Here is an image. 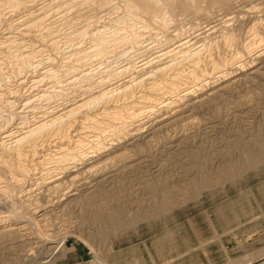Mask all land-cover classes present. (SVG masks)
I'll list each match as a JSON object with an SVG mask.
<instances>
[{
  "label": "bare ground",
  "instance_id": "6f19581e",
  "mask_svg": "<svg viewBox=\"0 0 264 264\" xmlns=\"http://www.w3.org/2000/svg\"><path fill=\"white\" fill-rule=\"evenodd\" d=\"M253 1L256 0H0V26L4 27V29L2 28L4 33L0 36V48L5 52V54L2 53L3 55L0 56V58H8V61L9 59L10 61H24L30 70V73L24 74L23 78L19 79L16 84L14 83L15 86H2L5 90H11L9 93H12L14 96H17L16 94L20 92V86L22 84L24 85V82L29 80L32 85L36 86L37 83H39V85L42 84L46 86L44 78L47 79L52 73L56 72L50 69L52 67H41L42 65H40V61H38L40 58L36 60L37 55L36 58H34L33 54V52H38V47L33 45V47L35 46L37 49L35 48L36 50L29 51L32 46L30 45L28 50L26 49L27 44H30L32 41L36 43L44 41L54 50L58 43V32L63 28V24L59 21L66 17L71 21V25L73 26L71 30L73 38L79 39L88 36L87 39H89L88 46H83L81 49L77 47V49H80L78 51L81 53L77 55L74 60H78L79 63L69 62L71 63V69L65 67L67 69L63 68L64 70L62 69L60 71V76L57 75L58 77L67 75L62 79V81L65 82L64 85H71L74 80H81L83 82V87L80 97L73 98L67 103L58 104L60 105L58 108L54 106L50 111L44 110L38 115H33L27 123L25 122L26 124L23 125V127L20 125L10 127L5 121L3 124H0V167L6 166L7 170L11 172L14 171L9 177L11 179H7L5 175V180L0 181V192L7 193L8 196H10L13 204L10 207L14 210H8V212H6L7 209L5 212L0 210V240L9 239L8 242H10V239L17 238V240L19 239L18 241L24 242V244L22 243L24 247L28 245L25 250L21 248L23 246L19 247L24 251L22 253H20L21 249H17L20 255H15L20 264H52L56 258L61 255L63 256L64 253L62 238L57 239L58 237H55L52 233H38L34 231L38 219H35L31 214L43 209L44 205L38 200L39 197H31L33 195L31 193L33 186L40 189V192H43L45 195L50 192L57 194L56 192H58V190L64 189V193H68L66 196L77 195L80 191L89 189V187H87L88 185H90V187L93 186L90 190H87V192L83 191V196H87L101 191L100 186H102L103 183L107 184V182H110L108 181V177L111 176L110 179H113L119 172L127 168L129 169V167L134 166L136 169L137 167H143L149 170L151 166L154 167V163L149 159V153L143 154V151H147L146 146L150 144V141L152 142L157 132L163 131L165 132L164 134H166V141H164V143L167 142L168 144H164L163 147L165 149L161 150L162 152L169 150V148L171 149L169 150L170 152L168 151L169 153L177 151L186 137H181L182 133L178 132L176 129L175 131L172 129V132L174 131L172 135L168 134L169 128L173 124H178L185 120L193 112L204 107L205 103H209L213 101L214 98H218L219 95H222V92L226 90L231 91V89L239 85H245V83L253 77L263 75L264 35L256 37V34H254L252 36L250 35L251 37L249 38H247V36V40L239 48L231 49L228 53L223 51L224 53L222 55L218 53V49V52L215 51V47L218 46L209 43L216 42L215 39L217 37L218 39L220 37V40L223 41L224 44L231 40L234 30L230 27V24L232 23V18L236 16L231 13L238 12L241 8H243L244 13L245 11L249 12L260 4L256 2L252 3ZM241 2L243 4H241ZM261 3H264V0H261ZM262 5L260 4V6ZM260 6H258L259 9ZM189 7H194L195 11L202 13V21L199 19L201 22L192 23V21L187 18V20H183L182 22L180 21L181 19H179V21L175 23L174 21L176 19L173 17L172 13L179 9L186 10ZM236 7H238L237 10L234 9ZM256 8L255 10L258 11L259 9ZM229 10L231 11L225 12ZM99 12L102 13V15L96 17ZM102 16L110 21L111 24L109 25L113 28L112 30L106 28L107 31L103 26V29L99 28L102 24L94 25L96 22L95 20ZM254 19H256V17ZM100 20L104 22L103 19ZM120 23H122V25ZM178 23L179 26H177ZM255 24V20L251 25L249 24L251 30H254ZM168 28L171 29L167 30ZM66 38H68V36ZM82 44L83 43H81V45ZM123 44V48L116 50L115 47L118 45L122 46ZM72 46H74L73 49H75V44ZM42 48L43 47H41V49ZM132 48L133 50L134 48L139 49L142 55L150 50H152V52L150 55L143 57L142 60L140 59L141 62L139 64L136 63L137 65L113 66L114 68L109 66L102 70L99 67L100 70L97 71V73H99L97 77L94 76L95 73L91 69L92 67L89 69L86 65L84 66L85 60L83 58L86 56H90L89 59L92 56L102 58L111 52L113 56L116 55L120 58L124 56L125 58V54ZM227 49L229 48L227 47ZM51 53L52 55H56L57 51L54 50ZM69 56H72V54L68 55V57ZM113 56H110V58ZM45 58L46 60L48 59L46 56ZM177 58L178 61H175ZM182 60H185L183 62L185 66L182 67L183 65H181V67H177ZM102 61L103 60H101V62ZM13 63V65L16 66L15 62ZM19 67L22 68L21 66ZM13 68H11V71ZM177 69L179 70L176 71ZM14 71L16 70L14 69ZM123 73H126V75L123 79H119L121 78L119 77L120 74L124 75ZM234 76H238V78L230 80V78ZM58 77L55 78L58 79ZM6 78L8 77H5V79ZM5 79L4 82L6 83ZM60 81L61 80L58 82ZM76 82L77 81H75V83ZM53 83H55V80ZM45 86L42 89L38 88L41 90V94H38L39 98H49V96H47L48 92H57L54 88H51L53 84ZM63 89L62 87L60 88L61 91ZM74 89L75 88H73V90ZM65 90L66 89H64V91ZM135 90L139 91L136 92ZM155 90H162V92L158 91L161 93L160 96L158 95L159 97L153 94ZM202 90H207V92L200 93ZM20 93L18 97H20ZM169 93H174L176 97L169 99V97H166V94L169 96ZM53 94L51 95L53 96ZM33 95L22 97V101H24L22 102V107L23 105L29 106L30 103H32L34 99L32 98L34 97ZM111 96H114L117 102L121 101L119 105L117 103L116 106L113 104V114L108 113L106 105L101 106L103 103L108 102ZM114 97L112 98L114 99ZM164 97L166 98L162 99ZM14 99H16V97ZM43 99L47 100L45 98ZM44 102L48 103L47 101ZM99 103L101 104L100 108H97L96 106H98ZM206 106L209 107L208 104ZM93 107L94 109L92 110L91 108ZM229 107L231 106L229 105ZM24 110L22 111L24 112ZM142 112L147 113H145L146 116H144L145 120L143 121L141 120L142 118H137V115ZM107 113L110 114L113 121H116L113 123L110 122L112 124L106 123L105 126H101L100 123H102V120H104L103 117ZM76 122L84 124L80 127L81 129L84 128V131H86L88 127L96 130V132H93L94 137L92 139L87 138L88 135L86 132L84 134L83 131H77L78 133L71 135V131L76 129ZM204 123L206 125L204 129L210 128L209 130L205 129L206 132H204L207 133L206 135H208V131L210 130L213 132V127L215 128L216 124H211L210 119L205 120ZM199 124L201 123L199 122ZM60 133H62L61 136L64 137V139L68 140L69 144H67L66 147H62L63 151H59L58 148L54 150L57 152L53 151L52 153L51 151L52 155H48L46 152L44 153L42 147H44L43 145H45L46 139L43 138L47 137L46 135L49 134L54 135ZM82 134H84V136H82ZM57 138L58 137H56V139ZM255 138V144L254 142L252 145L248 143L246 147H244L246 143L241 142V139H238L239 141L237 140L236 146L238 149L245 148L243 149L245 151L241 152H246V157L238 164L229 165L226 161H223L220 165L221 174L219 175L221 178L232 177L235 175L237 169L245 170L246 168L255 166L257 161L264 160V142L258 136ZM38 151L41 152L39 155H37V153H39ZM140 152H142V154H140ZM55 154L57 155L54 156ZM45 155L48 157L45 158ZM30 156L31 159H29V162L31 161V163L27 164L25 160ZM37 159H42V161H37ZM48 159H53L55 162L59 163L61 161V163H58L59 166H52V168L51 166L42 167L41 165L46 163L43 161ZM35 164H37V166L39 165V167L41 166V168L38 169ZM204 167H198L201 169L198 171L196 181H194L197 182L195 185H197L199 189L211 183L209 177L211 173L209 170L205 172ZM3 168L4 167H2V169ZM141 169L142 168H140V170ZM128 171L129 170H127V172ZM219 175L216 174V178L219 177ZM187 180L190 179L186 178V181ZM78 182L80 183L77 184ZM194 182H192V184ZM152 186L150 188L151 200H149L153 202V210L155 212L165 210L170 203L178 200L176 196L180 189L177 188L176 182H174L173 185L164 184L160 187L155 185L156 188ZM71 200L75 199H69L66 201V204ZM37 207L41 208L36 210ZM116 212L120 211L108 212L103 217L98 216V218H102V220H100L103 225H115L117 228L121 224L119 221L120 219L116 216ZM119 214L120 213H118V215ZM38 215L44 216L45 214L40 213ZM123 218L125 219V217ZM41 220H43V218ZM25 221L26 223H22ZM130 221L131 220H129V222ZM35 223V228H33ZM49 243L51 244L48 245ZM8 244L11 245L10 243ZM18 246H20V244ZM262 254H264V248L256 249L247 256L252 259ZM98 261L101 262L103 260L99 258ZM103 264L105 263L103 262Z\"/></svg>",
  "mask_w": 264,
  "mask_h": 264
},
{
  "label": "rangeland",
  "instance_id": "374dc122",
  "mask_svg": "<svg viewBox=\"0 0 264 264\" xmlns=\"http://www.w3.org/2000/svg\"><path fill=\"white\" fill-rule=\"evenodd\" d=\"M259 1L256 0L252 2L260 3L261 5L263 4L262 6H260V4L256 6L258 9V6H260V9L258 11L255 10V7L254 9H252L253 11H245L244 13L243 8H241L238 10V12L231 13L236 15L235 18H232L234 21L231 20L232 23L230 24V27L234 30L233 38L227 42L228 44H224L223 41L220 40V37L219 39L218 37L215 39V44L214 42H209L214 46H220L219 48L215 47L216 52L219 51L218 53L221 55L224 52L228 53L229 50L231 51V49L239 48L247 40V38L251 37L252 35L256 34V37L264 35V33H262L264 32L262 31L264 30V3H261V0ZM241 4L243 3L241 2ZM238 7L234 9L237 10ZM189 8L186 10L179 9L173 12L172 15L176 19L174 22H178L179 19H181L180 21L182 22L183 20H187V18L188 20H191L192 23L201 22L203 17L201 16L202 13H198L197 11H195L194 7ZM231 10L225 12H230ZM190 12L192 13V15ZM100 15H102V13L99 12L96 17ZM255 17L256 19H254ZM98 19L101 23L98 21ZM100 19H103L104 22ZM254 20L256 21L255 27H257H254V30H251L250 25ZM95 21V26L102 24L101 26H99V28L101 29H113L112 27H110L109 24L111 23L106 17H98ZM59 22L63 24V28H61V30H59L58 32V43L56 48L54 49L59 54L56 53V55H52L51 52H53L54 50H52L51 46L47 45V43H45L44 41H41L42 44L41 42L36 43L32 41L26 46V49L28 50L29 46H32L30 47L29 51H34L38 47V52H33L34 58H36V55V60L40 58L38 61H40V65H42L41 67H52L50 69H52V71H56L54 72L55 74L52 73V75L47 77V79H44L46 81V86L53 84L51 88H54L57 92H53L54 94L52 92H48L47 96H49V98H39L38 94H41V90L39 89L44 88L45 85H39V83H37V85L35 86L32 85V83H30V81L28 80L24 82V85L22 84L20 86V97H18L19 93L16 94L17 96H14L12 93L11 95L9 93L11 90H5V88L2 86H15L16 82L19 79L23 78L24 74L26 75V73H30V70L26 65V62L24 61H10V59L8 61V58H0V61H3L0 62V124H3L5 121V123L8 126L10 125V127L19 125L23 127V125H25L27 121L33 117V115H38L41 113V111L44 110L50 111L54 106L58 108L60 107V105L58 104L67 103L73 98L80 97L82 93L81 89L83 87V82L81 80H74L71 85H64L65 82L62 81V79L67 75H63L61 77L58 76H60V71L63 68H70L71 63L69 62L79 63L78 60L75 61L74 59L81 53L78 50L83 48V46H88L89 39H87L88 36H85L84 38L82 37L83 39L79 38L80 40L78 38H73L71 33L73 26L71 25V21H69L67 17L63 20H60ZM120 24L122 25V23ZM177 26H179V23L177 24ZM2 28L4 29V27L0 26V36L4 33V30ZM169 29L171 28H168L167 30ZM258 33L261 34L259 35ZM66 35L68 36V38H66ZM81 43L83 44L81 45ZM73 44H75V49H73ZM33 45L37 47H33ZM40 46L43 48L41 49ZM77 47H79L80 49H77ZM123 47L124 44L122 46L118 45L115 48L116 50H119ZM227 47L229 49H227ZM45 48H51V51ZM132 50L133 48L128 50V52L125 54V58L124 56L123 58H120L116 55H114V57L111 52L102 58L98 56V58L92 56L89 59L90 56H86V59L83 58L85 60L84 66L86 65V67H88L89 69L92 67L91 69L95 73L94 76L97 77L99 74L97 73V71L100 70L99 67L102 70L109 66H112L111 68H114L121 67L122 65L127 66L129 64L137 65L136 63L139 64L143 57L150 55L152 52V50H150L142 55L139 49L134 48V50ZM137 51L140 53V55ZM0 53V56L5 54V52L1 48ZM70 54H72L73 57H68V55ZM45 56L48 58L47 60ZM110 56H113L111 57L112 59L110 58ZM67 58L68 60H71L68 61ZM108 59L113 61L111 62ZM138 59L141 60L139 61ZM50 60L53 61L51 62ZM101 60L105 61L101 62ZM49 61L51 64L49 63ZM175 61H178V58ZM184 61L182 60V62H180V64H178L179 66L177 65V67H181V65L184 64ZM13 62H15L16 66L13 65ZM19 66H21L22 68H20ZM184 66L185 65H183L182 67ZM10 67H14L12 71ZM94 68L96 69V72ZM14 69L16 71H14ZM178 70L179 69H177L176 71ZM123 74L124 75L120 74L119 77L121 78L119 79L124 78L126 73ZM5 77L8 78L5 79ZM55 77H58V79H56ZM51 78L54 79L55 83L57 84L53 83L54 80H52ZM236 78H238V76H234L230 78V80H235ZM4 79L6 83L4 82ZM59 80L61 81L58 82ZM75 81L77 82L75 83ZM58 83L61 84L59 85ZM28 85L31 86L34 90ZM241 86L239 85L231 89V91L226 90L225 92H222V95H219L220 98H214L213 101L205 103L204 107L200 108L196 112H193L190 116H188V118L179 122L178 124H173L171 126L172 128H169L168 134L172 135L176 129L178 132L182 133L181 137H186L184 139V142L181 143V147H179L177 151L169 153V150H171L169 148V150H165L162 152L161 150L165 149L163 147L164 144H168L167 142L164 143V141H166V134H164L165 132L163 131L157 132L152 142L150 141V144L146 146L147 151H143V154H146L147 152L149 153L150 156L148 157L154 163V167L151 166L149 170L143 167H137V169L134 166L129 167V169L127 168L119 172L118 175L113 179H110L111 176L108 177L109 180H107L110 182H107V184L103 183L102 186H100L101 191H99L98 193L89 194L87 196H83L84 192H87V190H90L93 186L90 187V185H88L87 187H89V189H87L86 191L83 190L84 192L80 191L77 195L71 196H66L68 195V193H64V189L58 190V192H56L58 195L52 192L45 195L43 192H40V189L33 186L31 192L33 195L31 197H39L38 200L42 205H44L43 209L39 210L41 207H37L36 210L39 211L31 214V216L35 217V219H38V221H36L37 225L36 223L34 224L33 228H35L36 225L34 231L38 233H52L53 235H55V237H58L57 239L62 238L64 246L63 256L61 255L56 258L52 264H103V262L105 264H234L235 262V264H264V254L252 259L251 257L249 258L247 256L249 255V253L256 249L264 248V160L257 161L255 166L246 168L245 170L236 168V173L232 177L221 178V176L219 175L221 174L220 165L223 161H226L229 165H232L238 164L245 159L247 153L241 151H245L243 149H245L244 147H246L248 143L252 145L254 142L255 144V137L258 136L264 142V73L262 76L260 75L257 77H253L251 80H248L245 85L243 84ZM59 87H62L66 90L64 91L63 89L61 91ZM72 87L75 89L73 90ZM135 91L138 92L139 90ZM158 91L162 92V90H155L153 94H156V96H160L161 93H159ZM204 92H207V90H202V92L200 93ZM51 94H53V96ZM26 95H33L34 97L32 98H34L35 100L33 99L32 103H30L29 106L23 105L22 107V102H24L22 101V97ZM168 95L169 96H167L166 94V97H169V99H173L176 97L174 93H169ZM15 97L16 99H14ZM112 97L114 96H111L108 102L103 103L102 105L99 103L96 107L100 108V105H106L108 108V113L113 114L112 107L114 105L116 106V103L119 105L121 101L117 102L115 97L114 99ZM166 97L162 99H165ZM43 98L47 100H44ZM43 100L47 101L48 103L44 102ZM207 104L209 105V107L206 106ZM229 105L231 107H229ZM227 107L230 109H228ZM91 109L93 110L94 107ZM22 110H24V112ZM108 113L105 114V118L103 117L104 120H102V123H100L101 126H105L106 123L112 124L114 121H116H113L110 114ZM142 113H139L137 115V118H142L141 120L143 121L145 120L144 116H146L147 113ZM209 119L211 120V124L216 125L215 128L213 127V132L212 130H210L208 131V135H206L207 133H205V129L209 130L210 128L204 129V127L206 126L204 122L205 120ZM199 122L201 124H199ZM75 125L76 129L71 131V135H74L79 131H83L84 134L86 132V134L88 135L87 138L92 139L94 137L93 132H96V130L88 127L86 128V131H84V128H80L84 124L76 122ZM172 129L174 130L173 132ZM62 133L54 135L49 134L50 136L46 135L47 137L43 136V139H46V141L44 143L45 145H43L44 147H42V151L44 153L46 152V154L48 155H52L53 151L55 149L57 150V148L59 151H63L62 147H66L69 143L67 139H64V137L61 136ZM84 134H82V136H84ZM56 137L58 138L56 139ZM238 139H241V142L246 143L242 149H238V147L236 146V142ZM38 152L39 153H37V155L41 153L40 151ZM140 154H142V152H140ZM56 155L57 154H55L54 156ZM46 157L48 156L45 155V158ZM38 160L42 161V159H37V161ZM48 160H50L47 161L48 163L53 161L54 166H59V164L61 163V161L59 163L55 162L53 159ZM43 162H45V160ZM29 163L31 162H27V164ZM199 166H205V172L209 170V172L211 173L209 174L211 183L207 185L209 187L204 186L205 188L201 187L199 189V187L195 185L197 182L194 181H196L198 171H200L201 169L198 168ZM2 167H4L3 169H5L6 171L3 170ZM2 167H0V181L5 180V175L7 179H11L9 177L12 173H14V171L11 172L7 170L6 166ZM37 168L40 169L41 166L39 167L38 165ZM140 168L142 169L140 170ZM208 168H210L211 170ZM127 170L129 171L127 172ZM8 174L9 176L7 177ZM216 174L219 175V177L216 178ZM186 178L190 180L186 181ZM174 182H176L177 188L180 189L178 190L179 193L176 196V199L178 200L170 203V205L166 207L165 210L155 212L153 210V202L150 201V188L152 186V183V187L156 188V186L160 187L164 184L173 185ZM192 182L194 183L192 184ZM79 183L80 182H78L77 184ZM71 198H74L75 200H71L68 204H66V201ZM12 205L13 204L11 202L10 196H8L7 193L0 192V210H2L3 212H5L6 209V212H8V210L14 211L10 207ZM117 210L120 211L116 212V216L120 219L119 221L121 224L117 228L115 225H103L101 221L102 218H100L101 220L98 218V216L103 217L108 212H115ZM40 213H43L45 215H38ZM118 213L120 214L118 215ZM123 217H125L126 220ZM42 218L43 220H41ZM129 220L131 221L129 222ZM22 223H26V221ZM10 240L12 242H8L9 239L0 240V264H20V262L17 261L15 254L19 256L20 253L24 252L22 249L25 250L27 249L26 246L28 247V245H25L24 247L22 245V243L24 244V242L18 241L19 239L17 240V238H13ZM7 242L13 246L9 245ZM19 244L20 246H18ZM50 244L51 243H49L48 245ZM19 247H21L22 249ZM17 249H21L20 253ZM99 258L103 261H98Z\"/></svg>",
  "mask_w": 264,
  "mask_h": 264
},
{
  "label": "built area",
  "instance_id": "2783aa9c",
  "mask_svg": "<svg viewBox=\"0 0 264 264\" xmlns=\"http://www.w3.org/2000/svg\"><path fill=\"white\" fill-rule=\"evenodd\" d=\"M41 158H42V157H41ZM29 159H31V156L28 157V159L25 160V161H26V162H29ZM47 161H50V160H45L46 163H44V164L41 165V166H42V167H43V166L47 167V166H50V165H51V167L54 166V164H53L54 162H53V161H52V162H49V163H48ZM30 162H31V161H30ZM36 162H37V161H36ZM36 162H35V163H36ZM35 166H37V164H35ZM47 177H48V175H47ZM46 179H47V178H46Z\"/></svg>",
  "mask_w": 264,
  "mask_h": 264
}]
</instances>
